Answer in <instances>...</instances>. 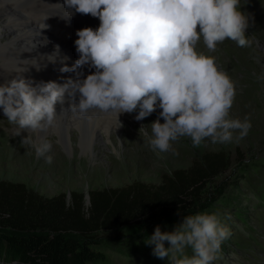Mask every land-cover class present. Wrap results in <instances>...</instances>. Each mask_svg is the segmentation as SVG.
Wrapping results in <instances>:
<instances>
[{"label":"clouds","instance_id":"clouds-1","mask_svg":"<svg viewBox=\"0 0 264 264\" xmlns=\"http://www.w3.org/2000/svg\"><path fill=\"white\" fill-rule=\"evenodd\" d=\"M63 5L70 14L62 19L79 13L100 21L96 29L76 31L78 58L60 69L74 77L63 84L33 86L24 77L0 84V108L21 130L18 136L28 133L22 143L33 135L39 138L33 143L38 157L52 162L46 156L52 144L41 133L57 120V105L62 110L66 103L81 116L89 111L115 114L117 129L123 127L121 114L135 112L141 121L160 109L155 121L138 129L157 154L168 152L181 137L199 146L208 138L231 143L234 135L242 139L248 134L247 118L230 117L234 82L214 57L196 50L201 38L209 51L225 40L249 46V16L240 0H63ZM229 236L216 213L203 211L185 215L172 231L157 225L146 244L168 264H212Z\"/></svg>","mask_w":264,"mask_h":264},{"label":"rangeland","instance_id":"rangeland-1","mask_svg":"<svg viewBox=\"0 0 264 264\" xmlns=\"http://www.w3.org/2000/svg\"><path fill=\"white\" fill-rule=\"evenodd\" d=\"M240 5L249 16V46L238 47L225 40L215 51H209L201 38L196 50L214 57L218 68L234 82L236 97L230 117L250 122L245 137L237 139L234 135L231 143L208 138L199 146L181 137L168 152L157 154L142 141L138 129L155 121L161 110L141 121L132 117L135 112L124 113L126 124L111 136V142L103 134L79 131L71 135L69 143L65 130L50 127L41 133L52 144L46 156L50 155L53 163H47L46 157L36 155L33 146L39 138L33 135L22 143L28 133L18 136L21 130L0 113V180L23 183L44 197L63 193L70 201L71 192L85 196L90 190L133 182L157 186L163 175L188 168L204 153H222L227 166L206 183V194L194 203L195 213H216L230 231L212 264H264V0H240ZM63 20L67 24L68 20ZM160 120L164 122L162 117ZM99 164L102 175H96ZM182 220L169 216L153 227L136 220L120 230L99 231L89 245L97 259L85 264H168L167 258L154 256L153 246L146 243L157 225L162 231H172ZM9 233L0 226V234ZM9 261L2 253L0 264H13Z\"/></svg>","mask_w":264,"mask_h":264},{"label":"trees","instance_id":"trees-1","mask_svg":"<svg viewBox=\"0 0 264 264\" xmlns=\"http://www.w3.org/2000/svg\"><path fill=\"white\" fill-rule=\"evenodd\" d=\"M222 153H204L186 169L163 175L157 186L133 182L123 187L59 193L44 197L23 183L0 180V257L13 264H85L97 259L90 249L99 231L120 230L140 220L155 226L174 216L183 219L197 211L194 203L206 183L227 164Z\"/></svg>","mask_w":264,"mask_h":264},{"label":"bare ground","instance_id":"bare-ground-1","mask_svg":"<svg viewBox=\"0 0 264 264\" xmlns=\"http://www.w3.org/2000/svg\"><path fill=\"white\" fill-rule=\"evenodd\" d=\"M40 14V19L34 17ZM69 14L63 0H0V84L14 77H24L32 81L33 86L47 82L63 84L67 78L74 77V73L61 72L60 69L64 64L71 67L78 58L74 44L78 38L76 31L84 27L96 29L100 21L76 13L64 24L61 17ZM45 24L47 28H44ZM88 71L85 68V74ZM64 107L60 110L57 105L58 117L53 128L65 130L69 134V143L72 142L71 135L79 131L103 134L111 142V136L121 129H117L119 125L113 113L89 111L86 116H81L68 109L67 103ZM0 113H3L2 108ZM125 118V114L119 117L123 125L126 124ZM102 167L101 164L96 167V175H102Z\"/></svg>","mask_w":264,"mask_h":264},{"label":"water","instance_id":"water-1","mask_svg":"<svg viewBox=\"0 0 264 264\" xmlns=\"http://www.w3.org/2000/svg\"><path fill=\"white\" fill-rule=\"evenodd\" d=\"M84 197H85V203L88 204V199H89L88 194L86 193Z\"/></svg>","mask_w":264,"mask_h":264}]
</instances>
